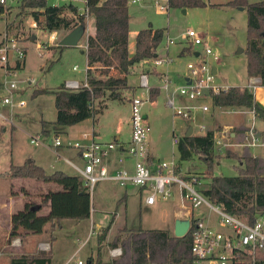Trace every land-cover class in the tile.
Segmentation results:
<instances>
[{
    "label": "rangeland",
    "instance_id": "rangeland-1",
    "mask_svg": "<svg viewBox=\"0 0 264 264\" xmlns=\"http://www.w3.org/2000/svg\"><path fill=\"white\" fill-rule=\"evenodd\" d=\"M205 1L222 4L228 0ZM247 1L249 4L264 2V0ZM47 3L50 6L72 3L82 12L86 9V0H47ZM145 5L146 7L129 4L131 15L130 54L133 55L135 52L137 34L151 25L155 30L166 31L165 39L158 49V59L167 60L171 58L172 61L155 67L152 63L153 60H144L134 66L129 76L130 88L120 91L121 98L114 100L107 96L103 100L96 101L94 107H101L103 113L73 129L54 124L57 118V110L54 95L51 92L65 87L69 81L85 83L88 66L87 56L82 54L83 50L79 46L58 48L61 40L67 35L64 32H58L57 40L53 41L51 39L52 34L33 27L35 22L32 18L16 17L18 6L9 9L7 17L0 22V45L6 40L5 36L9 39L19 40L25 47L26 61L25 68L18 70L15 75L12 74L11 76H8L6 70L0 66V84L4 85L6 82L16 80L20 89L14 98L16 101H26L27 106L24 108L0 106V113L4 116H0V174L8 171L11 161L15 165H22L25 161L34 159L33 157L38 159L39 163L44 162L47 173H53L55 170L51 167L56 166L57 157L47 149V143L55 139L56 133L60 130H69V137L62 136L66 134L61 133L62 140L74 142L80 138V135L91 133L95 124V129L101 134L104 142H114L118 134L123 139L130 140L132 133L128 125L131 112L130 100L136 95L146 99L150 97L147 91L139 88L140 76L148 70L153 77L160 75L156 70L168 72L172 82L169 93L172 94L176 88L185 85L187 66L196 61L195 54L203 53V47L192 46L189 40L184 39L188 31H193L197 36L203 38L219 58L218 62L209 59L212 67L217 66L219 68L218 76L214 82L215 86H249L247 56L245 51L241 52L243 49L246 50L248 38L246 10L239 11V8L236 7L210 6L191 8L186 14L181 9L171 8L167 13H161L157 10L153 0H147ZM16 26H18V30ZM34 36L37 38L33 39ZM169 39H172L174 44H169ZM86 40L87 33L81 40L80 46L82 48H84ZM185 50V55L181 56L180 53ZM74 67H78L79 70L74 71ZM33 80L34 83L28 85L27 82ZM153 82L154 80L152 84H154ZM43 89L50 93L35 95L37 91H43ZM263 92V90L258 92L260 103L264 99ZM151 95H153L152 92ZM5 96H8V93L2 87L0 89V103ZM156 97H150V101L144 106V113L148 115L147 123L150 126L146 145H151L153 150L155 148L161 162L176 159L184 174H193L200 178L203 190L210 187L213 177H236L238 175L240 160L227 158L226 154L231 152L241 157L246 150L251 149L246 146L247 142L244 136H239L233 141L234 139L230 137L231 131L225 130L224 133V129L218 128L220 120L223 119L226 123H230L233 119L234 113L230 109L217 110L218 108L213 106L212 99L209 98L200 101L198 104L208 106V112H203L197 108L191 112V118H184L176 115L175 110L167 105L168 95L165 90L161 89L160 95L157 99ZM178 98L180 97H176L178 106H198L185 100L186 104H181L178 102ZM236 110L239 112L241 109ZM247 111L250 112L251 110ZM250 117L252 118L251 114ZM251 123L252 126L253 122ZM44 126L45 129L50 130L49 135L43 133ZM187 126L194 127L195 132L192 136H203L210 130L215 131L214 150L217 159L212 171L208 170L207 165L200 160L197 154L186 161L180 159L178 144L176 146L174 135H180L175 136V138L179 137L180 139L181 135L185 134L184 130ZM201 126L205 127L204 131L199 130ZM93 133L97 135L95 131ZM37 136L42 138L43 145L34 147L30 142L32 137ZM216 139H222L226 146L216 143ZM260 151L261 149L253 150V153ZM60 164L63 165L64 162L61 161ZM52 186L54 184L49 185L36 180H11L6 176L0 177V203L5 205L4 209H0V264H10V257L21 253L9 247L10 243H7L5 238L6 234L1 231L8 218L10 219L9 214L22 210L25 203L41 205L43 194L48 187L51 189ZM133 188L135 187H128L130 197L128 201L127 198H124L126 205H120L118 199L124 197L122 194L125 189H121L112 183H99L91 192L93 209L91 220L63 221L62 226L54 233V242L51 241L49 226L41 234L23 235L20 238L24 242L23 253L30 256L38 255L40 252L38 250L39 243L48 242L53 249L52 264H79L80 262L89 264L90 258L97 256L98 238L102 229L108 227L114 214H117L118 216L110 233H108L101 253L104 264H109L107 262L111 250L110 243L121 230L125 228L131 230L170 228L169 232L174 234L173 224H176L177 221L187 220L183 215L179 199H174L170 203H160L155 207H148L141 204L139 195L133 192L135 190ZM12 192L16 195H12ZM17 195H22V197L17 199ZM7 200H11L10 204H6ZM48 211V207L44 206L41 214H47ZM200 216L202 220H205L206 214L204 212H200ZM220 229L224 231L222 228ZM41 249L43 250V248Z\"/></svg>",
    "mask_w": 264,
    "mask_h": 264
},
{
    "label": "trees",
    "instance_id": "trees-1",
    "mask_svg": "<svg viewBox=\"0 0 264 264\" xmlns=\"http://www.w3.org/2000/svg\"><path fill=\"white\" fill-rule=\"evenodd\" d=\"M211 7L245 8L248 15V38L245 54L247 73L250 77H260L264 86V2L249 4L247 0H231L226 4H213ZM205 0H169L171 9L206 8ZM16 17L32 18L38 28L50 34H69L78 27L87 33L88 19L95 20V34L87 38L86 55L88 60V87L69 91L64 87L52 92L55 99L57 118L55 125L72 127L84 121L95 119L103 109L95 108L96 101L120 99V91L129 89V76L134 66L144 60L157 59L156 52L165 39V30H155L150 25L141 30L135 40V52L130 54L131 15L129 0H86L85 12L72 3L50 6L47 0H22ZM11 13V12H10ZM12 25L9 27L11 30ZM18 30V26H16ZM85 36V35H84ZM19 41V40H18ZM59 49L64 47L58 46ZM19 69V67L17 68ZM20 70V69H19ZM48 92L37 91L36 96ZM155 94L151 97L155 98ZM215 108H235L255 111L256 117L264 120V109L256 102L247 87H230L211 95ZM240 131V130H239ZM238 132V129H237ZM249 129L242 128L238 136H244ZM49 135V132H44ZM57 135V133H56ZM215 131L203 136H183L178 141V151L182 161L197 154L212 171L216 164ZM227 158L240 160L236 177H213L210 187L203 190L204 196L232 215L247 218L254 222L258 215H264V158L254 157L249 150L239 157L228 152ZM11 180H36L54 184L42 196V204L25 203L24 208L11 217L9 240L26 234H41L50 228L51 241L55 231L65 220L84 221L92 215V194L80 175H69L62 171L47 174L34 160L20 166L11 165L6 175ZM12 195H16L12 192ZM126 202L119 200V204ZM44 206L47 214H41ZM111 224L102 229L98 238V253L91 257L89 264H104L102 249ZM193 229L184 237H175L167 230L123 229L110 243L111 249L121 248L120 257L111 259L110 264H192L191 253ZM53 251H40L38 255H17L11 264H52Z\"/></svg>",
    "mask_w": 264,
    "mask_h": 264
},
{
    "label": "built area",
    "instance_id": "built-area-1",
    "mask_svg": "<svg viewBox=\"0 0 264 264\" xmlns=\"http://www.w3.org/2000/svg\"><path fill=\"white\" fill-rule=\"evenodd\" d=\"M21 1L0 0V22L7 17L9 9L20 5ZM139 1L129 0V3L135 4ZM154 2L157 10L161 13H167L170 9L169 0H154ZM33 27L37 29L38 25L34 23ZM57 37L56 32L52 34L51 39L55 41ZM5 39L0 45V66L6 70L8 76H11L24 66L26 50L20 41L6 38V36ZM184 39L189 40L192 46L203 47V53H197L196 61L188 64L185 85L172 92L167 105L175 110L176 115L191 118L193 109L200 108L203 112H208V106L198 105L200 101L211 98L213 93H218L220 90L228 91L229 87L214 85L216 74L213 72L209 59L217 62L219 58L209 44L193 31H188ZM168 43L174 44L172 39H169ZM171 61L172 59L157 58L153 59L152 63L157 67ZM18 67L19 69H17ZM78 70V67H74V71ZM150 76L149 70L140 76L139 88L147 91L151 97L153 86ZM27 83L32 85L34 80ZM171 85L170 78H163L160 89L169 93ZM3 87L8 96L3 98L0 106L5 105L11 108L27 106L26 101H16L14 98L20 89L16 80L6 82ZM84 87H88L87 81L84 84L69 81L64 88L69 91H77ZM262 87L264 86L261 78L253 77L250 78L247 89L255 97L257 90ZM150 97L146 99L136 95L130 100L132 134L127 146L99 142L93 132L84 133L80 139L68 144H65L60 138H55L52 144L55 147L65 146L79 152L83 165L76 169L91 192L99 183H115L122 189L132 186L141 190L145 196V205L149 207L179 199L183 215L190 221L189 231L193 229L191 253L194 260L192 264H264V215H258L254 222H251L247 218L226 212L222 206L214 204L204 196L202 183L198 176H186L180 172L174 158L158 162L155 165L149 163V150L146 141L150 126L147 123L144 106L150 101ZM176 97L198 106H178ZM250 112L255 119V111ZM0 116L4 117L1 113ZM200 130L204 131L205 127L201 126ZM174 139L177 145L179 138ZM216 141V143L226 146L222 139H216ZM245 141L248 147L264 146V142L256 135L253 127L245 135ZM30 143L34 147L43 145L40 136L32 137ZM117 147L123 149L119 163L123 166L126 159H132L134 162L132 171L125 167L114 172L110 171L107 161ZM200 212L206 214L205 220L201 219ZM18 243L19 240H16L14 245ZM48 246L42 244L41 248L48 251L50 249ZM122 253L121 248L110 250L112 259L120 257Z\"/></svg>",
    "mask_w": 264,
    "mask_h": 264
},
{
    "label": "crops",
    "instance_id": "crops-1",
    "mask_svg": "<svg viewBox=\"0 0 264 264\" xmlns=\"http://www.w3.org/2000/svg\"><path fill=\"white\" fill-rule=\"evenodd\" d=\"M231 0H228V1H226L225 3H222V4H226V3H228V2H230ZM145 2H147V0H140L138 3H135L134 5H140V6H145L146 7V5H145ZM207 4H208V7H210V5H213V3H211V2H209V1H205ZM153 3L155 4V2H154V0H153ZM129 4H131V3H129ZM133 4V3H132ZM189 9H186L185 10V14L187 13V11H188ZM239 11H245V8H244V10H241V9H238ZM94 34H95V20H94V18H92V19H89V22H88V25H87V38L89 37V36H94ZM138 35V34H137ZM137 37V36H136ZM37 37H33V39H36ZM80 43H81V41H80ZM80 43H79V48H81L82 50H83V52H82V54H85L86 55V44H84V48H82L81 46H80ZM86 43H87V40H86ZM159 49V48H158ZM185 52H186V50L184 51V52H181L180 54H181V56H183V55H185ZM87 56V55H86ZM195 56H197V53L195 54ZM156 57L157 58H159V56H158V50H157V52H156ZM171 59V58H170ZM219 61V60H218ZM217 61V62H218ZM87 63H88V60H87ZM143 64H144V62H143ZM88 67V66H87ZM25 68V63H24V66L20 69V70H22V69H24ZM157 71V73L158 74H160L159 75V77H153V76H150V81H151V85L153 86V90H152V94H155V95H157V97L160 95V92H161V89H160V86H161V80L163 79V78H166V77H169V73L168 72H164V71H158V70H156ZM213 72L216 74V77L218 76V72H219V68L217 67V66H213ZM250 77V76H249ZM86 78H87V72H86ZM170 78V77H169ZM185 78V77H184ZM251 78V77H250ZM154 80V84H152V81ZM84 84V83H83ZM130 85V84H129ZM3 87V85L2 84H0V89ZM233 87V86H232ZM236 87V86H235ZM244 87V86H243ZM230 88V87H229ZM43 90H45V91H47L46 89H43ZM260 90H263L264 91V87H262V88H259L258 90H257V94H256V102L264 109V99H263V102H261L260 103V101H258V92L260 91ZM48 93H50L49 91H47ZM54 92V91H53ZM52 93V92H51ZM167 95H168V99L171 97V94L170 93H167ZM263 95H264V92H263ZM156 97V96H155ZM157 97H156V99H157ZM155 99V100H156ZM209 99V98H208ZM55 100V99H54ZM155 100H153V101H155ZM205 100H207V99H205ZM204 100V101H205ZM152 101V102H153ZM186 101V100H185ZM184 101V99H182V98H178V102L179 103H181V104H186V102ZM167 103H168V100H167ZM8 107V106H7ZM221 108H218L217 110H220ZM226 109H228V108H226ZM230 110H231V112L232 113H234V115H233V119H231V122L230 123H226L225 122V120H223L222 118V120H220V125L218 126V128L219 129H224V133H225V130H229V132H230V137L232 138V139H234L233 141H235V139H237V136H238V132H237V129H238V131L240 130H242V128H247V129H250L252 126H253V129H254V131H255V133H256V135L259 137V138H261L262 139V141L264 142V120H261V119H259V118H255V119H253V117L251 118L250 117V114H251V112H249V111H247V109H241L239 112H237L238 110H236L235 108H229ZM243 110V111H242ZM250 114H249V113ZM130 114H131V112H130ZM130 114H129V118H128V125L130 126V129H131V124H130ZM249 114V115H248ZM145 115H146V117H147V120H148V115H147V113H145ZM217 115V114H216ZM252 115V114H251ZM219 116H220V114H219ZM219 116H218V118H219ZM211 119V118H210ZM95 121V120H94ZM251 122H253V125L251 126ZM82 123H86V121H84V122H82ZM82 123H80V124H82ZM80 124H77V125H75V126H72V127H69L68 129H73L74 127H76V126H78V125H80ZM14 125V124H13ZM193 128V133L195 132V130H194V127L193 126H187L186 128H185V134L184 135H181V137H183V136H186V134H187V132H188V130L190 129V128ZM93 131H95L96 133H97V135H95L96 136V138H97V140L99 141V142H102V143H106V144H110V143H114V144H116V145H122V146H127L128 145V143L130 142V140H131V137H130V140H125V139H123L122 138V136L121 135H116V140L114 141V142H104L103 140H102V137H101V134L98 132V131H96V129H95V124H94V126H93ZM200 130V129H199ZM92 131V132H93ZM201 131V130H200ZM44 132H49V134H50V130H47V129H45V126H44V128H43V133ZM131 132H132V130H131ZM57 133H60V134H57L56 135V137L55 138H60L61 139V133L62 134H66V135H62V136H66V137H69L70 135H69V130H60V131H58ZM176 133V132H175ZM132 134V133H131ZM81 136L82 135H80V138H81ZM175 136H180V135H174V138H175ZM79 138V139H80ZM179 138V137H178ZM54 140V139H53ZM53 140H50L48 143H47V149L55 156V157H57V160H56V166H52L51 168L53 169V170H55L54 172H57V171H62V172H64V173H66V174H69V175H79V173H78V171H77V169H76V167H82V165H83V161H82V159H81V157H80V154H79V152L78 151H76V150H74V149H71V148H68V147H65V146H62V147H55L52 143L54 142ZM62 140V139H61ZM65 144H68L70 141L68 140V141H64V140H62ZM148 146V150H149V163H153V165H155L156 163H158V162H161L160 161V159H159V157H158V154L156 153V151H155V148H154V150L151 148V145H147ZM177 146V145H176ZM177 148H178V146H177ZM250 149L251 150H249L250 151V153L254 156V157H261V158H264V146H259V147H250ZM259 149H261V151L259 152V153H253V150H255V151H258ZM70 152H72V153H70ZM179 152V151H178ZM123 155V149H121V148H119V147H117V149L111 154V156H110V158H109V160L107 161V164H108V166H109V168H110V171L111 172H114V171H116V170H118V169H121V168H123V167H125V168H127L128 170H133V165H134V162H133V160L132 159H126V161H125V164L122 166L120 163H119V158L121 157ZM180 155V154H179ZM199 157V156H198ZM34 159H32V160H34L35 161V163L37 164V165H39V166H41L44 170H45V167H46V165H44V162L43 163H39V161H38V159H36L35 157H33ZM176 160V159H175ZM61 161H63L64 162V164L62 165V164H60L61 163ZM25 162H27V161H25ZM24 162V163H25ZM23 163V164H24ZM178 163V162H177ZM11 165H15L14 163H13V161H11V163H10V165H9V167H8V171H5V173L4 174H0V177L1 176H6L7 174H8V172H9V170H10V167H11ZM241 165V164H240ZM16 166H20V165H16ZM178 166H179V163H178ZM179 170H180V172L181 173H183L184 174V172L182 171V168H180V166H179ZM46 171V170H45ZM53 172V173H54ZM47 173V172H46ZM53 173H50V174H53ZM47 174H49V173H47ZM49 174V175H50ZM184 175H186V176H191V174H184ZM193 175V174H192ZM112 184H115V183H112ZM49 185H52V184H49ZM116 185V184H115ZM116 186H118V185H116ZM53 187H55V186H52L51 188H53ZM119 187V186H118ZM49 188L50 187H48V189L45 191V193L49 190ZM120 188V187H119ZM122 189V188H121ZM133 189H135V190H133V192L135 193V194H137V195H139V198H140V202H141V204L142 205H144V206H147V205H145V201H144V193L141 191V190H139L138 188H133ZM44 193V194H45ZM23 195V194H22ZM22 195H17V199H20L21 197H22ZM124 197L123 198H119L118 199V201L119 200H124V198H127V201H128V199H129V197H130V193H129V190H128V188L127 189H125V192L122 194ZM10 202H11V200H7V202H6V204H10ZM123 205H126V203L125 204H123ZM4 207H5V205L3 204V203H0V209H4ZM149 207V206H148ZM93 210V209H92ZM14 213H10L9 214V216H10V219L8 218V220H7V222L5 223V226L4 227H2L1 229V231H3V232H5V238H6V241H7V243H8V240H9V232H10V228H11V217H12V215H13ZM1 216V215H0ZM92 216H93V211H92V215H91V218L89 219V220H91L92 219ZM118 215L116 214V217H117ZM115 220H116V218L114 219V222H115ZM79 222V221H78ZM62 223H63V221L61 222V226H62ZM168 223H169V221H168ZM114 224V223H113ZM173 228L175 229V223L173 224ZM153 230H167V231H170V228H168V229H153ZM16 240H19V243L17 244V246L16 245H14V242L16 241ZM16 240H13L11 243H10V245H9V247L10 248H13V249H15L16 251H18V252H21L20 253V255H27L26 253H23L24 251H23V247H24V242L19 238V239H16ZM42 244H48L49 246H50V249H52V246L48 243V242H41V243H39V245H38V250L39 251H46V250H42L41 249V245ZM8 246V245H7ZM49 249V250H50ZM48 250V251H49ZM52 251H53V249H52ZM12 256L14 255V254H11ZM112 258H111V256H110V251H109V254H108V262H110V260H111ZM10 264H11V257H10ZM110 264V263H109Z\"/></svg>",
    "mask_w": 264,
    "mask_h": 264
},
{
    "label": "water",
    "instance_id": "water-1",
    "mask_svg": "<svg viewBox=\"0 0 264 264\" xmlns=\"http://www.w3.org/2000/svg\"><path fill=\"white\" fill-rule=\"evenodd\" d=\"M239 9L244 10V8L240 7ZM183 12L185 13V10H183ZM85 28L82 27H78L75 30H73L72 32H70L68 35H66L60 42L59 46L62 47H78L80 41L83 39L84 35H85ZM245 50H241V52L243 53ZM207 94V92H206ZM193 134V128L191 127L187 134L186 137H190ZM189 228H190V221L189 220H185V221H177L175 224V231H174V235L175 237H184L187 235V233L189 232Z\"/></svg>",
    "mask_w": 264,
    "mask_h": 264
}]
</instances>
